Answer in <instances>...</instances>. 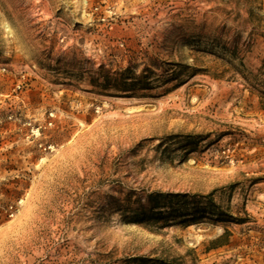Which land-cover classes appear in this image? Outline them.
Returning <instances> with one entry per match:
<instances>
[{
  "label": "rangeland",
  "instance_id": "1",
  "mask_svg": "<svg viewBox=\"0 0 264 264\" xmlns=\"http://www.w3.org/2000/svg\"><path fill=\"white\" fill-rule=\"evenodd\" d=\"M0 264H264V0H0Z\"/></svg>",
  "mask_w": 264,
  "mask_h": 264
}]
</instances>
